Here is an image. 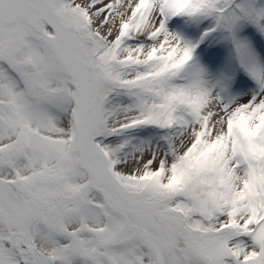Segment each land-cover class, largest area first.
<instances>
[{
  "label": "snow or ice",
  "instance_id": "1",
  "mask_svg": "<svg viewBox=\"0 0 264 264\" xmlns=\"http://www.w3.org/2000/svg\"><path fill=\"white\" fill-rule=\"evenodd\" d=\"M0 264H264V0H0Z\"/></svg>",
  "mask_w": 264,
  "mask_h": 264
}]
</instances>
